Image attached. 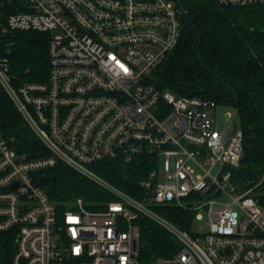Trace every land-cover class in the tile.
Here are the masks:
<instances>
[{
  "label": "built area",
  "instance_id": "built-area-1",
  "mask_svg": "<svg viewBox=\"0 0 264 264\" xmlns=\"http://www.w3.org/2000/svg\"><path fill=\"white\" fill-rule=\"evenodd\" d=\"M218 3L264 7V0ZM182 28L174 0H0V40L49 34L44 82L16 85L11 51L0 48V87L47 149L38 157L19 152L0 126V232L15 235L13 264H264V167L257 179L245 176L240 121L220 114L213 99L151 80ZM112 159L150 162L141 199L92 166ZM60 162L114 199L99 210L82 198L61 209L40 181ZM233 171L242 188H228ZM222 192L232 200L215 207ZM169 204L196 211L198 220L206 208L205 231L169 221L158 209ZM138 216L167 229L180 249L143 262Z\"/></svg>",
  "mask_w": 264,
  "mask_h": 264
},
{
  "label": "trees",
  "instance_id": "trees-1",
  "mask_svg": "<svg viewBox=\"0 0 264 264\" xmlns=\"http://www.w3.org/2000/svg\"><path fill=\"white\" fill-rule=\"evenodd\" d=\"M174 1L182 9L181 39L151 80L177 95L210 98L235 109L244 134L242 170L246 177L257 179L264 167V7L225 6L218 0ZM4 37L0 48L11 51L14 83L46 81L50 67L49 34L30 30L10 32ZM0 126L5 135L13 138L17 151L30 157L47 154L46 147L1 87ZM92 166L114 185L142 198L140 180L151 168L147 159L130 164L112 159ZM43 175V186L61 209L82 198L88 209L99 210L114 199L106 189L62 162L44 170ZM158 207L169 221L192 233L196 211L176 204ZM136 222L143 262L170 257L180 249L178 241L154 220L138 216ZM15 251L14 233L0 232V264H13Z\"/></svg>",
  "mask_w": 264,
  "mask_h": 264
},
{
  "label": "rangeland",
  "instance_id": "rangeland-1",
  "mask_svg": "<svg viewBox=\"0 0 264 264\" xmlns=\"http://www.w3.org/2000/svg\"><path fill=\"white\" fill-rule=\"evenodd\" d=\"M218 111L220 114H224V112H226V111L230 112L232 114L233 120H235V124H239L238 114H237L236 110L233 109L232 107L219 105ZM220 119H221V121L223 120V118H220ZM231 127H232V125H231ZM228 128H230V125L228 126ZM232 174H233L232 179L228 183V188H232V187L237 188V189L242 188L243 184H244L242 174L240 172L238 173L236 171H233ZM231 194L233 196L238 195L237 192H234ZM217 200L220 201L221 203H215L216 204L215 207H220L222 205V203L230 202L232 200V197L230 195L222 192L220 197L217 198ZM200 212L203 214V219H201V220H198L197 218L194 219V222L192 225V232H194L196 234H202L205 231V224L209 220L206 208H204ZM135 223H137L136 220H135Z\"/></svg>",
  "mask_w": 264,
  "mask_h": 264
},
{
  "label": "water",
  "instance_id": "water-1",
  "mask_svg": "<svg viewBox=\"0 0 264 264\" xmlns=\"http://www.w3.org/2000/svg\"><path fill=\"white\" fill-rule=\"evenodd\" d=\"M40 181H41L42 183H45V181H46V177H45V176H42L41 179H40Z\"/></svg>",
  "mask_w": 264,
  "mask_h": 264
}]
</instances>
